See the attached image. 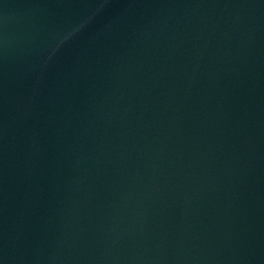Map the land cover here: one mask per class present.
I'll return each mask as SVG.
<instances>
[{
    "label": "water",
    "instance_id": "95a60500",
    "mask_svg": "<svg viewBox=\"0 0 264 264\" xmlns=\"http://www.w3.org/2000/svg\"><path fill=\"white\" fill-rule=\"evenodd\" d=\"M0 264H264V0H0Z\"/></svg>",
    "mask_w": 264,
    "mask_h": 264
}]
</instances>
